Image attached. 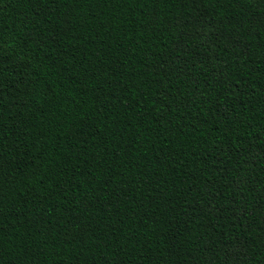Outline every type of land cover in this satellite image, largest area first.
<instances>
[{"label": "trees", "instance_id": "obj_1", "mask_svg": "<svg viewBox=\"0 0 264 264\" xmlns=\"http://www.w3.org/2000/svg\"><path fill=\"white\" fill-rule=\"evenodd\" d=\"M0 264H264V0H0Z\"/></svg>", "mask_w": 264, "mask_h": 264}]
</instances>
